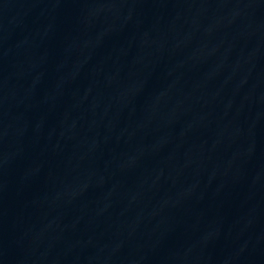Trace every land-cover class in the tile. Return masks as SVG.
<instances>
[{"label":"water","instance_id":"water-1","mask_svg":"<svg viewBox=\"0 0 264 264\" xmlns=\"http://www.w3.org/2000/svg\"><path fill=\"white\" fill-rule=\"evenodd\" d=\"M0 264H264V0H0Z\"/></svg>","mask_w":264,"mask_h":264}]
</instances>
